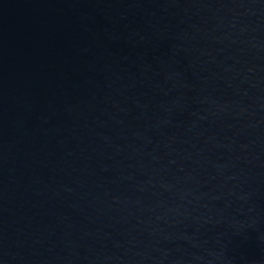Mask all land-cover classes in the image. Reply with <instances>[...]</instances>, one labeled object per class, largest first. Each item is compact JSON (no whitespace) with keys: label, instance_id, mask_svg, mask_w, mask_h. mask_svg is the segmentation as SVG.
<instances>
[{"label":"water","instance_id":"water-1","mask_svg":"<svg viewBox=\"0 0 264 264\" xmlns=\"http://www.w3.org/2000/svg\"><path fill=\"white\" fill-rule=\"evenodd\" d=\"M0 264H264V0H0Z\"/></svg>","mask_w":264,"mask_h":264}]
</instances>
